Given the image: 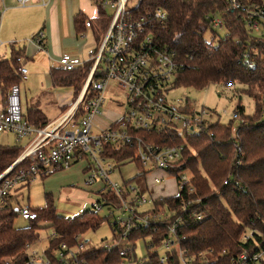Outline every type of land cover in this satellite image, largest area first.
Listing matches in <instances>:
<instances>
[{"label":"built area","instance_id":"obj_1","mask_svg":"<svg viewBox=\"0 0 264 264\" xmlns=\"http://www.w3.org/2000/svg\"><path fill=\"white\" fill-rule=\"evenodd\" d=\"M28 1L31 0H17V3L25 6ZM38 1L47 4L52 0ZM92 1L101 11L110 10L112 15L99 44L95 43L88 50L87 61L83 62L70 54H63L58 60L59 68L64 71H72L81 68L86 62H93L78 97L64 116L39 128L23 116L18 85L12 86L3 99L0 134L11 133L16 144L26 138L31 139L19 157L0 174V210L12 196H16L19 189L28 187L38 177L67 170L74 163L87 160L83 185L91 188L98 182L102 184L97 192L101 194V200L93 201L92 211L99 212L102 207H107L110 216L107 224L111 228L112 239L92 247L89 241H81L82 235L77 234L73 244L61 242L52 258L45 252L39 255L32 249L33 243L27 244L23 251V263L14 257L4 258L2 264H90L82 256L101 247H105L108 252L118 249L122 258L119 264H124L131 262L134 256L135 247L129 238L139 232H152L146 238L145 246L150 251L158 247L163 249L165 254L157 252L158 259L160 264H166L172 250L178 248L183 227L191 221L199 222L204 218L202 198L194 197L196 188L193 175L183 156L185 144L176 142V139L184 142L187 136H197L211 124L221 123L219 114L204 106L194 109L192 104L188 105L182 100L178 101V105L168 100L167 94L174 88L173 82L180 66L175 60V53L160 45L153 37L155 26L162 24L167 17L163 9L135 16L132 9H127L129 0ZM232 12L244 19L245 27L251 34L264 32V0H225L222 13L206 17L208 27H223V15ZM91 25L90 21L85 23L87 28ZM43 38L44 33L41 31L35 40L40 50L43 48ZM19 73L20 81H26L27 70L21 67ZM110 82L125 97L127 109L108 119L105 127H96L98 133L94 134L93 120L97 115L103 116L101 107L110 96ZM216 86L231 89L233 84L229 82ZM213 117L217 118L215 122L212 121ZM237 119H240L239 112L234 111L232 120ZM155 135H161L165 140L153 142ZM106 146L113 151L134 150L133 157L140 166L136 177L144 174L141 178L148 191L142 193L140 186L131 182L127 184L128 180L116 182L110 178V174L122 165L105 156ZM235 148L234 161L237 163L240 150L237 145ZM25 160L29 164L13 172ZM129 162L132 161H126ZM227 183L228 179L223 185ZM156 188L173 189L172 195L166 197L176 199L177 208L174 209L169 202L155 206L157 194L151 190ZM105 189L107 195L102 193ZM16 211L18 219L26 224L38 218L36 209L29 205L17 204ZM160 228H164L167 234L156 245L154 237L160 233ZM253 234L251 228H246L241 241L252 240ZM56 237L52 231L50 241ZM176 252L179 264H195L213 255L212 250L197 255L184 248ZM219 256L226 257L227 264H264V246L238 254L222 250Z\"/></svg>","mask_w":264,"mask_h":264},{"label":"trees","instance_id":"obj_2","mask_svg":"<svg viewBox=\"0 0 264 264\" xmlns=\"http://www.w3.org/2000/svg\"><path fill=\"white\" fill-rule=\"evenodd\" d=\"M224 8L225 0H140L131 11L135 16L145 15L155 9L166 12L165 21L153 29V37L160 45L175 53L180 69L173 82L174 88L201 90L209 85L231 82L243 87L242 93L256 102L254 115H246L242 106L235 109L239 112L240 121L234 129V121L228 124L215 123L202 129L197 136H187L184 142L176 139V142L185 144L183 156L193 175L196 188L194 197L202 198L204 218L199 222L191 221L183 227V237L178 242V248L172 250L166 264H179L176 251L181 248L195 255L207 250L213 251L212 256H206L195 264H227L228 259L219 256L222 250L238 254L264 246V120L260 119L264 111V33L261 37L254 38L246 29L244 19L232 12L223 15L227 34L216 45L207 42L204 39V32L209 28L206 17L218 15ZM97 9L99 28L94 42L99 44L101 36L109 27L111 17L107 18L104 11L98 7ZM78 19L75 18L76 30L81 33L86 22L82 17L81 23ZM20 57L21 52L13 51L9 60H0L3 97L12 86L20 82ZM92 64V61L86 62L81 68L72 71L54 69L51 73L53 85L73 88L75 100ZM24 117L36 127L43 128L46 125L44 115L38 109H29ZM163 140L165 138L161 135L152 138L157 143ZM235 145L240 150L237 163L234 161ZM21 151L19 146L0 147V174L19 157ZM133 154L134 150L131 148L113 151L111 147H105V156L118 165H123L130 159L135 168L140 170ZM27 164L29 161L25 160L13 172ZM226 179L228 183L224 186ZM130 182L131 180L126 181L127 184ZM143 185L141 192L145 193L148 190ZM161 190H151L157 194L154 205L169 202L176 209V199L158 197ZM109 201L112 202V199L109 198ZM17 204V196H12L0 210V264L4 258L14 257L19 263H23L25 246L38 240L43 224H47L57 235L45 251L52 258L61 242L71 245L74 236L95 231L110 219V216L102 218L92 210L66 218L58 215L49 204L36 209V220L22 228H16ZM246 228L254 231L253 239L243 242L241 237ZM166 234L167 231L160 228V233L154 237L155 244L159 245ZM151 235L152 232H139L132 234L129 239L135 247L139 238ZM82 257L90 264H119L122 259L118 249L108 252L105 247ZM132 259L136 260L135 256ZM146 259L144 264H160L156 251L148 250Z\"/></svg>","mask_w":264,"mask_h":264},{"label":"rangeland","instance_id":"obj_3","mask_svg":"<svg viewBox=\"0 0 264 264\" xmlns=\"http://www.w3.org/2000/svg\"><path fill=\"white\" fill-rule=\"evenodd\" d=\"M139 0H129L127 3V9H133ZM72 6L82 5L87 8L89 12H92L94 17H90L89 20H94L97 25V7L93 4L92 0H72ZM106 17L110 18L112 12L107 10ZM264 32L253 33L254 38H259ZM227 34L226 28L220 27L217 29L208 28L204 32V39L216 45ZM86 39L84 40L88 45L93 44L94 38L92 31L86 32ZM110 96L106 98L105 103L101 107L103 116L97 115L93 120L92 133H98L97 128H103L108 123V119H112L116 114L123 113L126 109L125 97L123 94L115 88V84L110 82L108 85ZM243 87L238 84H233L231 89H221L216 85H209L205 89L196 90L192 88L176 87L169 91L167 98L171 103L178 105V101H183L192 104L194 109L205 107L213 113L219 114V119L222 124H228L232 120V114L238 106H242L246 115H254L256 106L252 97L242 93ZM56 95L61 94L63 99H69L68 105H71L74 101V91L71 87H63L55 92ZM259 102V101H258ZM225 112V113H224ZM264 120V111L260 118ZM217 118L213 117L212 121H216ZM240 119L234 120L233 129L237 126ZM31 138H26L20 142V146L25 148ZM18 145V144H17ZM87 160L74 163L71 168L63 171L53 172L46 177H38L28 187H24L17 191L16 196L19 205H29L34 209L44 208L51 204L56 213L62 217H74L82 214L83 212L92 210V202L101 200V194H96L99 188L102 187L100 182L95 185L94 188H86L83 185L85 178V169L87 168ZM138 174V170L135 168L133 162L126 163L115 169L114 173L110 174V178L113 181L121 182V180H131ZM136 186H140L141 191L144 189L142 178L137 181L131 182ZM167 192L172 193L173 189H166ZM102 193L107 195V190H103ZM102 218L108 217L107 207L104 206L98 212ZM26 225L21 219L15 221L16 228H22ZM43 227L39 230V238L32 244L34 249L39 255L44 254L48 248V238L51 235L52 229L43 224ZM81 241H89L92 247H98L104 242H109L112 239V232L110 226L105 222L99 229L95 231H87L81 234ZM134 256L136 260L131 262H125L124 264H144L147 262L148 250L145 246L146 238H139L135 242ZM156 252L164 255L165 252L161 248H155Z\"/></svg>","mask_w":264,"mask_h":264},{"label":"crops","instance_id":"obj_4","mask_svg":"<svg viewBox=\"0 0 264 264\" xmlns=\"http://www.w3.org/2000/svg\"><path fill=\"white\" fill-rule=\"evenodd\" d=\"M71 3L72 0H52L41 4L38 0H31L25 6H20L17 0H0V60H9L13 51L21 52L19 62L27 70V80L18 84L22 113L24 116L29 109L40 110L46 120L45 126L63 117L72 105H68L69 99H63L61 94L56 95L55 92L63 87H56L52 83V71L60 69L59 58L63 54H70L83 62L87 61L88 50L94 47L95 42L88 45L84 41L87 38L86 32L92 31L94 38L99 28L94 20H89L94 17L92 12L82 5L72 6ZM76 17L80 23L81 17L85 22L90 21L91 27L82 28L79 33L76 30ZM41 31L44 38L43 48L40 50L35 40ZM3 99L0 84V113ZM20 142L17 145L11 133L0 134V147L19 146L24 150L19 145ZM140 178L141 176H135L131 182ZM124 180L126 179L122 181ZM166 189L168 188L162 189L159 196L172 195ZM98 190L95 191L96 194ZM47 240L49 247L50 236Z\"/></svg>","mask_w":264,"mask_h":264}]
</instances>
